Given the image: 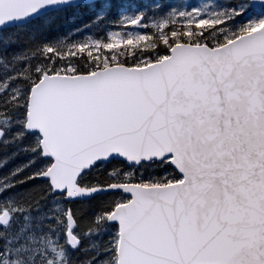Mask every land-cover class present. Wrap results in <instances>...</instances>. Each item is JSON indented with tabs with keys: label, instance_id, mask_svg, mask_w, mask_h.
<instances>
[{
	"label": "snow or ice",
	"instance_id": "snow-or-ice-1",
	"mask_svg": "<svg viewBox=\"0 0 264 264\" xmlns=\"http://www.w3.org/2000/svg\"><path fill=\"white\" fill-rule=\"evenodd\" d=\"M150 7L0 0V264H264V0Z\"/></svg>",
	"mask_w": 264,
	"mask_h": 264
},
{
	"label": "trees",
	"instance_id": "trees-1",
	"mask_svg": "<svg viewBox=\"0 0 264 264\" xmlns=\"http://www.w3.org/2000/svg\"><path fill=\"white\" fill-rule=\"evenodd\" d=\"M150 3L151 7L148 9V14L149 15H158L161 10V6L168 2V0H148ZM90 14L85 13L83 15L78 16L75 20H72L71 22L66 23L63 28V35H67L68 31L71 29H74L79 26H83L89 23L90 21ZM111 19L118 20L119 15L116 12H113L110 14ZM85 34H92L91 29H85ZM71 39L77 38L76 36L70 37Z\"/></svg>",
	"mask_w": 264,
	"mask_h": 264
},
{
	"label": "rangeland",
	"instance_id": "rangeland-1",
	"mask_svg": "<svg viewBox=\"0 0 264 264\" xmlns=\"http://www.w3.org/2000/svg\"><path fill=\"white\" fill-rule=\"evenodd\" d=\"M191 2H197V0H191Z\"/></svg>",
	"mask_w": 264,
	"mask_h": 264
}]
</instances>
